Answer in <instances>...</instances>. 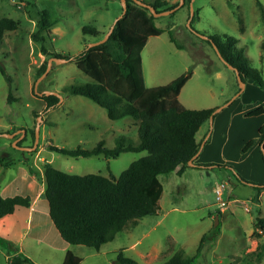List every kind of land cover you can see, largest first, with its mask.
<instances>
[{
    "label": "rangeland",
    "instance_id": "obj_1",
    "mask_svg": "<svg viewBox=\"0 0 264 264\" xmlns=\"http://www.w3.org/2000/svg\"><path fill=\"white\" fill-rule=\"evenodd\" d=\"M167 1L176 2L175 9L154 16L155 25L162 31L149 36L141 50L145 84H165L191 70L178 99L189 108H220L211 123L209 119L202 123L196 138L201 139V148L212 137L214 143L210 145L208 160L226 166L207 170L188 167L181 177L174 172L160 174L163 191L158 213L139 218L138 224L131 228L130 237L125 230L101 249L125 246L140 238L138 249L147 252L154 246L162 247L156 258L141 264H162L177 249L193 255L201 235L206 234L194 264H264V255L257 259L252 254L264 243V232L254 230L253 226L256 217H264V187L257 195L250 184L264 183V152L260 146L245 155L239 152L243 141L254 136L264 120V114L244 116L245 110L256 105L255 101H264V91L248 79L242 86L216 47L206 41L209 36L223 33L235 37V45L242 47L247 64L258 69L264 78V49L260 45L264 39V0ZM121 8V0H0V16L17 21V27L5 31L0 41V65L10 78L7 81L0 72V194L5 192V185H26V179L31 176L33 183L40 185L44 163L77 174L118 176L131 161L146 154L142 150L123 151L115 157L68 156L46 146L50 143L70 149L90 148L103 139L106 147H112L121 134L137 141L134 118L111 119L104 107L91 99L62 91L64 86L92 81L72 59L52 60L36 76L38 66L49 52L74 55L87 43L99 39L82 33V25L95 26L100 38L103 37ZM41 9H46L55 22L45 31L44 41H37L31 34ZM169 32L175 42L170 40ZM41 43L47 54L40 52ZM34 85L37 91L55 90L61 98L55 105L46 107L45 101L35 93ZM229 119L236 120L234 130L241 126L243 133L231 134L221 146L225 120ZM36 124L37 145L30 151L21 148L32 142L30 131ZM208 147L205 145L201 158H205ZM29 168L36 170V175ZM235 173L247 183L238 181ZM221 182L225 184L221 193L227 202L224 208L220 207L214 191L215 184ZM218 210L220 215L215 224ZM151 226L150 234L143 236ZM70 248L82 256L84 264L101 262L108 256L83 244H70ZM124 252L133 254L131 250Z\"/></svg>",
    "mask_w": 264,
    "mask_h": 264
},
{
    "label": "trees",
    "instance_id": "obj_2",
    "mask_svg": "<svg viewBox=\"0 0 264 264\" xmlns=\"http://www.w3.org/2000/svg\"><path fill=\"white\" fill-rule=\"evenodd\" d=\"M257 2L261 7L260 2ZM125 3V13L114 22L105 41L89 47H86V44L74 55L59 51L49 52L48 57L43 59L36 71L38 77L45 70L47 59L51 56L70 58L92 81L64 86L62 91L91 99L104 107L111 119L131 116L137 121L138 137L135 142L121 134L115 138L112 147H106L103 139L98 140L90 148L77 146L70 149L50 143L46 145L48 149L68 156L102 154L105 157H115L123 151H146L145 155L131 161L118 176H104L98 173L77 174L44 163L42 194L48 202V213L52 223L69 244H83L95 250L112 240L125 227L135 224L139 218L158 213L163 191L160 174L174 171L180 175L188 167L207 170L214 166H226L224 163L213 161L194 162V159V165H188V160L200 147L201 139L196 138V133L204 121L211 115L215 116V113H212L214 107L189 108L179 101L178 94L191 75L190 69L165 84L146 86L141 50L147 38L159 34L162 29L155 25L154 15L147 7L134 0H125ZM148 3L156 11L176 5V2L170 4L167 0H152ZM260 9L263 13L262 7ZM54 22L46 9L38 11L36 29L31 34L33 39L44 41L47 36L45 31H48ZM16 27L17 21L14 18L0 16V41L5 31ZM81 31L100 38L99 30L91 24L82 25ZM169 38L175 42L171 32ZM206 41L211 46L214 45L223 60L238 71L241 81L248 79L264 91V78L258 69L247 64L242 47L235 45L237 41L235 37L223 33L209 36ZM260 45L264 49V39ZM40 52L47 54L43 43L40 45ZM0 72L7 81H10L1 65ZM37 96L45 101L46 107L58 102V97L54 94ZM255 104L244 113L245 116L264 114V101H255ZM257 132V137L251 136L243 142L239 149L240 154H244L256 142L259 146L262 143L264 148V121L257 128ZM30 136L33 140L34 130L30 131ZM35 171L29 168L32 175ZM235 176L238 181L247 183L238 173H235ZM250 184L256 189L257 195L264 187V183ZM29 204L28 195L0 194V218L10 214L16 206ZM217 214L219 217V210ZM253 226L254 230L264 232V217H256ZM205 235H201L193 255H186L182 249H177L162 264H194ZM252 254L260 259L264 255V243L259 244ZM23 262L35 264L21 254L13 255L7 260V264ZM61 264L83 263L81 257L68 250ZM107 264L141 263L126 255L123 249H118L113 261Z\"/></svg>",
    "mask_w": 264,
    "mask_h": 264
},
{
    "label": "crops",
    "instance_id": "obj_3",
    "mask_svg": "<svg viewBox=\"0 0 264 264\" xmlns=\"http://www.w3.org/2000/svg\"><path fill=\"white\" fill-rule=\"evenodd\" d=\"M245 111H248V109ZM243 112L244 111H241V114ZM225 122L226 125L224 127V136L221 146H223V143H225L224 141H226L227 138L230 139L231 134L235 132L238 134L243 133L242 132L243 128H241V126L237 127V131L234 130V125L236 123V120L229 119L228 121L225 120ZM257 135L258 132L256 130L254 136L257 137ZM212 143H214L212 137L209 140L206 139L204 141V144L202 145L201 148H199L197 155L194 157V162L211 161L208 160L207 154L211 150L210 145ZM205 145H208L209 147L205 149L206 150L204 154L205 158H201L200 156L205 148ZM256 146L259 147L258 142L253 144L242 155L249 153ZM188 169L189 168L184 169V171L180 175L176 174L174 171L171 172H174L176 175L181 177L183 174H185L186 170ZM191 170L193 169L191 168ZM26 180H28L26 185H22V184L5 185L4 187L5 192L2 195H13L17 193L22 195H28L30 198V204L28 206H16L10 214H7L2 218H0V264H7L8 258L16 254L27 256L35 264H61L65 253L68 250L72 251V249L70 248V244L61 237L57 228L50 219L48 213V202L42 194L44 189V179L41 178L40 183L42 185L41 184L39 185L38 183L37 184L33 183V176L29 177ZM161 219L162 217L159 218L156 221V223H159ZM137 224L138 221L135 224H131V226L122 229L117 234L123 233L125 232V230H127L128 232L127 234L130 237L132 232L131 231L132 226H135ZM152 228L153 226H151L142 235L146 236L150 234ZM112 240L102 244L100 248L96 250L97 253L101 252V254L108 255L106 256L105 260L91 264L111 263L118 249H123V251H128V250L133 251V254H128V255L133 258L135 257V259L140 263H142L141 261L148 262L150 259L156 258L157 254L162 252L161 251L162 247L156 248L155 246L151 248L152 250H149L147 252L142 249H138L136 247V244L137 242H140V238L137 239L136 241L129 242L125 246L114 245L104 250L101 249L103 246H106V244L111 242ZM79 257H81L82 259V256ZM21 264H30V263L23 262Z\"/></svg>",
    "mask_w": 264,
    "mask_h": 264
},
{
    "label": "water",
    "instance_id": "obj_4",
    "mask_svg": "<svg viewBox=\"0 0 264 264\" xmlns=\"http://www.w3.org/2000/svg\"><path fill=\"white\" fill-rule=\"evenodd\" d=\"M134 1H135L136 3H138V4H140V5H143V6L147 7V8L149 9V11H150L154 16H157V15H160V14H168V13L172 12V11L175 9V6H174V7L169 8V9L156 11L155 8H154L151 4H149V3H147V2H144V1H142V0H134ZM121 6H122L121 13H120V15L114 20V22H115L118 18H120V17L125 13V11H126V3H125V0H121ZM191 13H192V11H191ZM114 22H113V24H114ZM113 24L111 25V27L109 28V30L105 33V35H104L103 37H101V38H99V39H97V40H95V41H92V42L87 43L86 47H89V46H92V45H95V44H98V43H101V42L105 41L106 38L108 37L109 33L111 32L112 28H113ZM68 59H70V58H66V57H58V56H51V57H49V58L47 59V65H46V66L50 65V63H51L52 60L57 61V62H64V61H66V60H68ZM226 64H227L230 68L234 69V71H235V73H236V75H237V78L239 79V81L241 82V85L243 86V85H244V82L240 80V78H239V76H238V71H237L235 68H233L230 64H228L227 62H226ZM34 90H35V93H37L38 95H42V94H46V95H48V94H54V95H56V96L58 97V99L61 98L59 92H57V91H55V90H43V91H37V90H36V85H34ZM219 109H220V108H216V109H214L212 113H215V112L218 111ZM212 118H213V117H212V115H211V116L209 117V121H210V123L212 122ZM5 134L8 135V136H10V137H11L12 135H14V133H5ZM37 140H38V125L36 124V125H35V129H34V140H33V144H32L30 147H29V146H23V147H21V148H23V149H25V150H32V149L35 148V146L37 145ZM260 147H261L262 151L264 152V148H263V146H262V143H260ZM198 150H199V149H198ZM197 153H198V151H197V152L191 157L190 160H188V165H194L193 159H194V157L197 155ZM217 221H218V214L216 213V214H215V224L217 223Z\"/></svg>",
    "mask_w": 264,
    "mask_h": 264
},
{
    "label": "built area",
    "instance_id": "obj_5",
    "mask_svg": "<svg viewBox=\"0 0 264 264\" xmlns=\"http://www.w3.org/2000/svg\"><path fill=\"white\" fill-rule=\"evenodd\" d=\"M224 183L221 182L220 184H217L214 188V191L216 193V199L219 202L220 207L224 208L227 207V202L221 198L222 189L224 187Z\"/></svg>",
    "mask_w": 264,
    "mask_h": 264
},
{
    "label": "flooded vegetation",
    "instance_id": "obj_6",
    "mask_svg": "<svg viewBox=\"0 0 264 264\" xmlns=\"http://www.w3.org/2000/svg\"><path fill=\"white\" fill-rule=\"evenodd\" d=\"M33 140H34V139H33ZM33 140H32V142H31L30 144H28L27 146L30 147V146L33 144ZM28 151H30V150H28Z\"/></svg>",
    "mask_w": 264,
    "mask_h": 264
}]
</instances>
